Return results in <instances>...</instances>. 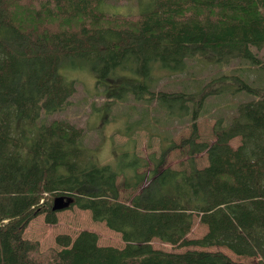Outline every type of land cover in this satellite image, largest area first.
<instances>
[{
	"label": "trees",
	"instance_id": "trees-1",
	"mask_svg": "<svg viewBox=\"0 0 264 264\" xmlns=\"http://www.w3.org/2000/svg\"><path fill=\"white\" fill-rule=\"evenodd\" d=\"M111 1L0 0V264H264V86L233 76L235 91L255 97L228 119L218 117L209 143L200 140L197 124L207 85L198 92L155 90L143 77L155 62L177 73L189 58L210 52L220 63L236 57L260 64L251 45L264 46V0H138L136 16L110 11ZM85 65L115 81L130 69L167 118L189 116L190 135L180 142L164 135L159 155L133 150L118 169L95 162L82 127L45 119L76 92L62 69ZM176 148L190 155L189 169L164 166ZM202 151L208 164L199 168L193 154ZM119 175L136 191L128 200L120 199ZM58 195L70 199L66 208L89 210L125 243L101 244L96 231L82 229L59 233L57 246L42 250L25 230L41 214L48 223L59 220L66 208H52ZM197 217L207 231L190 238ZM153 238L260 258L237 261L220 249L170 251L155 248Z\"/></svg>",
	"mask_w": 264,
	"mask_h": 264
},
{
	"label": "rangeland",
	"instance_id": "rangeland-1",
	"mask_svg": "<svg viewBox=\"0 0 264 264\" xmlns=\"http://www.w3.org/2000/svg\"><path fill=\"white\" fill-rule=\"evenodd\" d=\"M108 9L130 16L139 15L141 10L138 0H114L110 2ZM251 48L261 59L260 64L236 57L220 63L210 52L189 58L186 69L177 73L166 72L159 61L155 62L153 70L149 74H143V77L155 90L198 92L207 85L211 93L204 101L197 124L200 140L212 143L216 139L214 124L217 118L228 119L240 102L255 97L246 90L235 91L237 82L233 76H240L254 86H264V46L257 49L251 45ZM62 72L68 79L75 80L76 92L68 105L60 111L46 115L45 119L49 121L61 118L82 127L85 145L94 161L99 164L110 163L118 169L122 166L121 159L131 156L133 150L146 158L151 153L159 155L161 137L164 135H172L177 142L190 135L189 116L182 121L178 118H167L164 106L157 104L156 99L151 100L150 93L137 84L139 75L130 69L122 70L116 81L106 77L98 78V74L87 65L67 71L62 69ZM138 92L142 97L137 95ZM110 93L112 95L108 96ZM239 143L240 137L231 140L234 146ZM189 156L184 148L173 149L169 152L164 166L189 169ZM193 158L199 168L208 164L206 151L193 154ZM151 166L152 163L142 170H149ZM117 184L122 200H128L136 192L133 188L125 187L123 175L117 177ZM58 217L56 223H48L44 215H38L29 223L25 236L39 240L42 250L57 246L56 236L59 233L75 235L82 229L96 231L101 244L122 246L125 243L120 233L108 228L105 222L95 221L89 210L74 206L60 210ZM206 231L207 226L197 217L188 237H201ZM151 242L155 248L170 251L220 249L234 260L256 261L255 257L235 254L225 246L190 245L177 248L158 238H153Z\"/></svg>",
	"mask_w": 264,
	"mask_h": 264
},
{
	"label": "water",
	"instance_id": "water-1",
	"mask_svg": "<svg viewBox=\"0 0 264 264\" xmlns=\"http://www.w3.org/2000/svg\"><path fill=\"white\" fill-rule=\"evenodd\" d=\"M70 205V199L63 195H58L53 199L52 208L53 209H63Z\"/></svg>",
	"mask_w": 264,
	"mask_h": 264
},
{
	"label": "bare ground",
	"instance_id": "bare-ground-1",
	"mask_svg": "<svg viewBox=\"0 0 264 264\" xmlns=\"http://www.w3.org/2000/svg\"><path fill=\"white\" fill-rule=\"evenodd\" d=\"M229 249V248H228ZM232 251V250H231ZM233 252V251H232ZM242 256H247V255H242ZM249 257H254V256H249ZM256 258V261H258V259L260 258V257H255ZM238 261V260H237ZM256 261H250V262H256ZM243 262V261H242Z\"/></svg>",
	"mask_w": 264,
	"mask_h": 264
}]
</instances>
